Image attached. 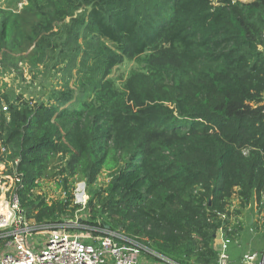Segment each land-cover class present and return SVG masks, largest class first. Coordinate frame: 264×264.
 Instances as JSON below:
<instances>
[{
    "label": "trees",
    "instance_id": "16d2710c",
    "mask_svg": "<svg viewBox=\"0 0 264 264\" xmlns=\"http://www.w3.org/2000/svg\"><path fill=\"white\" fill-rule=\"evenodd\" d=\"M20 2L0 9L3 72L66 62L46 102L0 93V160L23 216L37 231L68 225L81 181L88 217L70 230L216 264L219 229L230 237L264 193V0H25L12 11ZM124 61L139 68L117 87L109 75ZM45 180L61 197L37 192Z\"/></svg>",
    "mask_w": 264,
    "mask_h": 264
},
{
    "label": "built area",
    "instance_id": "2783aa9c",
    "mask_svg": "<svg viewBox=\"0 0 264 264\" xmlns=\"http://www.w3.org/2000/svg\"><path fill=\"white\" fill-rule=\"evenodd\" d=\"M4 4L6 0H0V5ZM25 4V0H21L17 9L12 11L20 10ZM4 75L6 74L0 65V82L4 80L1 78ZM1 110L6 115L7 106H3ZM4 169H7L6 164L0 160V177H4ZM80 182L74 183L71 191L72 203L79 207L78 211L86 207L89 199L85 184ZM4 193L0 200V239H8L0 251V264H141L142 255L154 259V264H177L152 253L122 233L104 231L101 235L93 236L81 232L86 237L71 234L70 229L78 228L80 220H76V226L65 225L57 231H37L31 226V221L23 216L18 197L13 193L8 194L6 190ZM263 203L264 193L260 205ZM228 231L231 232V227ZM223 233L219 229L215 243L216 264H235L229 261L227 251L230 240ZM36 234H43L42 241L35 237ZM239 264H264V251L261 254H244Z\"/></svg>",
    "mask_w": 264,
    "mask_h": 264
},
{
    "label": "rangeland",
    "instance_id": "374dc122",
    "mask_svg": "<svg viewBox=\"0 0 264 264\" xmlns=\"http://www.w3.org/2000/svg\"><path fill=\"white\" fill-rule=\"evenodd\" d=\"M240 2H248L250 0H239ZM16 3V0H7L6 4L0 5V9L3 8H9L14 9V4ZM79 57L77 58V63L79 61ZM54 64V63H53ZM52 64V65H53ZM66 65V62L64 64H61L60 66H56L52 68L47 74L43 73V69L41 66H39L38 70H40L39 73H34V76H32V73L28 70V68L23 69L21 73H17L14 69H11L9 71H5L4 73L6 75L2 76L1 78L4 79L0 82V93L9 96L10 100H14L17 97H22L25 100H33L35 101H41L43 100L46 102L48 99L47 95L50 94L51 89L60 90L61 87L64 84L63 81V75L61 73V69L64 68ZM138 64L134 61H124L121 65L115 67L112 71V73L109 75V78L115 83L117 87H121L123 81L128 76L129 72L134 69H138ZM76 69L72 68V71L70 75L72 74L71 78L65 77V80H68L67 87L74 89V83H75V75H76ZM25 72V73H24ZM26 79V80H25ZM4 167V166H3ZM4 173H7V169H4ZM2 174L4 177H0V200L3 198V195L5 194L4 191L6 190L7 193H12V187L15 181L8 176L7 174ZM107 173H101V175L98 178L96 186L103 185L107 181ZM79 184V182H77ZM82 183V182H80ZM84 183V182H83ZM76 184V183H75ZM75 184L69 189L68 191L71 194V191L73 190ZM85 184V183H84ZM91 188V187H90ZM90 188L86 186L85 184V190L89 197V191ZM37 192L40 195H45L47 199H54L56 197H61L60 190H57L56 184L52 182V180H45L41 183V186L39 189H37ZM257 204V202H256ZM231 206L234 208L236 206V203H232ZM254 206V204L252 205ZM232 208V209H233ZM259 207H257L258 209ZM252 207V212H253ZM87 210H80L78 211L77 215L75 216V219L71 222H68V226H76L78 225L76 220L83 221L86 217H88ZM245 212V211H244ZM256 218L258 219L259 224L264 225V207L261 209H258L256 213H254ZM238 219H235V222ZM248 221V216L246 218V223ZM32 223V222H31ZM264 229V227H260ZM239 230V229H238ZM264 231V230H263ZM113 232V231H112ZM71 234H75L78 236L86 237V235L81 234L78 230H70ZM115 233H121V232H115ZM246 239H243L244 242V248L250 249L251 251H254L256 253H263L264 251V234L262 230H255L247 235H245ZM35 237L42 241L43 234H36Z\"/></svg>",
    "mask_w": 264,
    "mask_h": 264
},
{
    "label": "crops",
    "instance_id": "0c3cea01",
    "mask_svg": "<svg viewBox=\"0 0 264 264\" xmlns=\"http://www.w3.org/2000/svg\"><path fill=\"white\" fill-rule=\"evenodd\" d=\"M255 198L253 199V202L245 208L240 216L238 217V220L236 221L237 228L234 231L232 229V234L229 237L230 244L228 245V257L229 261L231 263L239 264L242 256L246 253H256L254 251H251L250 249H245L243 246V239H246L244 234L247 235L248 233L255 231V230H262L264 234V229L260 228L261 226L264 227L263 224H259L258 219L256 218L257 216L254 215L258 211V209H261L264 207V203L260 205L261 199L259 202L256 204ZM254 204V206H252ZM252 207L253 212H252ZM257 207H259L257 209ZM245 211V212H244ZM248 216V221L246 223V218ZM239 229V230H238ZM1 251V250H0ZM143 256V257H142ZM141 256V264H154L155 260L152 259L151 257L148 256Z\"/></svg>",
    "mask_w": 264,
    "mask_h": 264
},
{
    "label": "bare ground",
    "instance_id": "6f19581e",
    "mask_svg": "<svg viewBox=\"0 0 264 264\" xmlns=\"http://www.w3.org/2000/svg\"><path fill=\"white\" fill-rule=\"evenodd\" d=\"M25 73V72H24ZM26 80V79H25Z\"/></svg>",
    "mask_w": 264,
    "mask_h": 264
},
{
    "label": "clouds",
    "instance_id": "9594fccd",
    "mask_svg": "<svg viewBox=\"0 0 264 264\" xmlns=\"http://www.w3.org/2000/svg\"><path fill=\"white\" fill-rule=\"evenodd\" d=\"M251 1V0H250Z\"/></svg>",
    "mask_w": 264,
    "mask_h": 264
}]
</instances>
